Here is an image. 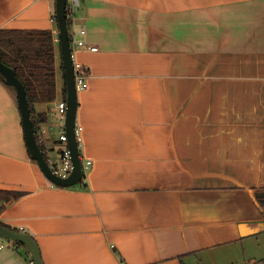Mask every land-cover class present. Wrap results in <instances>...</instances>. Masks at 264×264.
<instances>
[{"label":"crops","instance_id":"0c3cea01","mask_svg":"<svg viewBox=\"0 0 264 264\" xmlns=\"http://www.w3.org/2000/svg\"><path fill=\"white\" fill-rule=\"evenodd\" d=\"M55 15L56 0H0V28L54 33L56 98L36 103L47 158L65 145ZM71 16L98 47L76 52L92 166L84 185L53 183L0 78V190L23 192L0 197V220L45 264H264V0H80ZM13 241L0 264H30Z\"/></svg>","mask_w":264,"mask_h":264},{"label":"trees","instance_id":"16d2710c","mask_svg":"<svg viewBox=\"0 0 264 264\" xmlns=\"http://www.w3.org/2000/svg\"><path fill=\"white\" fill-rule=\"evenodd\" d=\"M68 5L70 6L69 0ZM67 21L70 43L72 45L73 34L71 32L72 16L70 7L67 8ZM57 45L60 47V67L64 78L62 96L67 99V82L60 42ZM56 49L54 33L51 29L0 28V60L16 71V74L26 87L34 130L46 157H48L46 146L40 136V123L46 120V115L37 111L36 103L49 102L56 98ZM0 78L6 81L1 72ZM13 87L15 88L14 85ZM31 157L35 159L32 154ZM80 184L84 185V180ZM22 194L23 192L21 191L0 190V197L6 198L7 203L14 201ZM0 225L11 228L1 220ZM13 242L16 245L26 247L28 253L31 252L25 244L19 241Z\"/></svg>","mask_w":264,"mask_h":264},{"label":"water","instance_id":"95a60500","mask_svg":"<svg viewBox=\"0 0 264 264\" xmlns=\"http://www.w3.org/2000/svg\"><path fill=\"white\" fill-rule=\"evenodd\" d=\"M68 0H56V18L59 26L61 54L63 58L66 82H67V117L66 132L68 135V147L71 150L74 168L69 176L62 177L56 174L39 144L34 130L33 119L30 111L27 90L16 71L2 60H0V72L4 75L8 83L14 85L18 95V104L22 113L25 137L28 148L34 158L38 161L46 176L55 184L60 186H72L83 180V162L81 151L75 133L78 109V90L76 87L74 62L71 55V43L69 26L67 21ZM0 237L19 241L25 244L32 253V260L35 264H45L40 246L37 240L30 234L16 229L6 228L0 225Z\"/></svg>","mask_w":264,"mask_h":264},{"label":"built area","instance_id":"2783aa9c","mask_svg":"<svg viewBox=\"0 0 264 264\" xmlns=\"http://www.w3.org/2000/svg\"><path fill=\"white\" fill-rule=\"evenodd\" d=\"M69 1H70V6L67 5V8L70 7L71 11L74 8V6L78 5L80 2V0H69ZM85 32H86L85 29H81V33H85ZM80 49H88V50L96 51L98 47L87 44L85 40L82 38L80 39L73 38V44L71 45V55L74 62V73H75L76 87L78 91L88 88L89 86L88 76L90 72L88 67H86L84 64L76 60V52ZM67 108H68L67 99H64L59 104V113H60L59 121L61 126V134L59 135V140L63 142L65 145L62 148H60L58 158H48V161L53 171L62 177L69 176L74 168L71 150L68 147V135L66 132ZM75 133L80 148L83 143V126L80 123H78L77 120L75 125ZM41 140L43 141L42 137ZM82 162H83V173H84L83 180H84L86 173L91 168L93 162L89 158L83 159ZM9 241H10L9 239H4L3 237H0V248H5L9 246L10 245ZM30 264H35V263L33 262V260H31Z\"/></svg>","mask_w":264,"mask_h":264},{"label":"rangeland","instance_id":"374dc122","mask_svg":"<svg viewBox=\"0 0 264 264\" xmlns=\"http://www.w3.org/2000/svg\"><path fill=\"white\" fill-rule=\"evenodd\" d=\"M74 7H75V6H74ZM15 89H16V88H15ZM59 114H60V113H59V111H58V112H57V115L59 116ZM58 131H59V129H58Z\"/></svg>","mask_w":264,"mask_h":264}]
</instances>
